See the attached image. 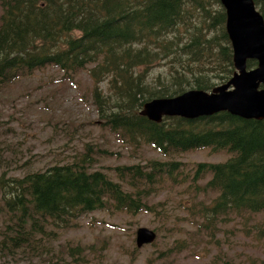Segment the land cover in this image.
<instances>
[{
    "label": "trees",
    "instance_id": "trees-1",
    "mask_svg": "<svg viewBox=\"0 0 264 264\" xmlns=\"http://www.w3.org/2000/svg\"><path fill=\"white\" fill-rule=\"evenodd\" d=\"M253 1L264 19V0ZM0 6V91L44 68L69 78L79 70L99 81L110 75V94H95L101 126L167 156L110 166L108 172L92 168L95 148L86 143L69 161L18 175L2 167H9L7 158L0 159V250L47 251L45 241L53 242L89 213L149 211V194L162 179L194 185L204 180L202 190L215 193L210 217L258 216L254 233L264 241V119L219 111L156 122L140 113L151 99L189 88L209 91L231 77L232 46L220 0H0ZM184 31L190 38L180 42ZM246 64L251 68L256 62ZM153 66L167 67L168 75L145 84L137 69L148 78ZM203 70H218L221 81H212ZM164 78L173 85L162 86ZM201 147L229 156L190 166L173 158Z\"/></svg>",
    "mask_w": 264,
    "mask_h": 264
},
{
    "label": "rangeland",
    "instance_id": "rangeland-1",
    "mask_svg": "<svg viewBox=\"0 0 264 264\" xmlns=\"http://www.w3.org/2000/svg\"><path fill=\"white\" fill-rule=\"evenodd\" d=\"M189 38L190 33L184 31L180 42ZM166 69L153 66L148 78L142 68L137 74L148 84L157 75H168ZM203 72L212 81H221L218 70ZM109 77L94 80L86 70H79L69 78L62 71L44 68L0 91V159L10 162L9 167H2L18 175L30 167L62 163L79 154L86 143L95 148L92 168L108 172L110 166L167 159L150 144L131 141L101 126L95 94L96 90L100 98L110 94ZM163 81L162 86L174 83L166 78ZM109 101L112 105L114 94ZM98 147L111 153L99 152ZM228 156L225 151L201 147L173 158L190 166L224 162ZM203 183L162 179L156 192L149 194V211L89 213L65 227L53 242L45 241L47 251L0 250V264H224V260L227 264H264V241L254 233L258 216L233 213L210 217L215 193L202 190ZM141 227L152 230L155 236L151 242L138 245L136 231Z\"/></svg>",
    "mask_w": 264,
    "mask_h": 264
},
{
    "label": "water",
    "instance_id": "water-1",
    "mask_svg": "<svg viewBox=\"0 0 264 264\" xmlns=\"http://www.w3.org/2000/svg\"><path fill=\"white\" fill-rule=\"evenodd\" d=\"M225 8V28L232 46L235 71L231 78L211 91L190 89L177 96L157 98L143 105L141 114L154 121L163 115L197 117L227 111L242 118H264V22L253 0H220ZM257 59L258 66L247 70L246 60ZM222 109V110H221ZM137 244L149 243L154 232L141 227Z\"/></svg>",
    "mask_w": 264,
    "mask_h": 264
},
{
    "label": "bare ground",
    "instance_id": "bare-ground-1",
    "mask_svg": "<svg viewBox=\"0 0 264 264\" xmlns=\"http://www.w3.org/2000/svg\"><path fill=\"white\" fill-rule=\"evenodd\" d=\"M214 113H216V112H214ZM214 113H212V114H214Z\"/></svg>",
    "mask_w": 264,
    "mask_h": 264
}]
</instances>
